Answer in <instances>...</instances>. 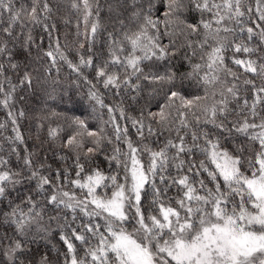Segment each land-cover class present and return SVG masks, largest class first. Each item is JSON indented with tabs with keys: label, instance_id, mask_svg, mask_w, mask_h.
Instances as JSON below:
<instances>
[{
	"label": "snow or ice",
	"instance_id": "snow-or-ice-1",
	"mask_svg": "<svg viewBox=\"0 0 264 264\" xmlns=\"http://www.w3.org/2000/svg\"><path fill=\"white\" fill-rule=\"evenodd\" d=\"M71 9L68 44L50 0H0V264H264V0ZM65 65L91 110L53 126Z\"/></svg>",
	"mask_w": 264,
	"mask_h": 264
},
{
	"label": "trees",
	"instance_id": "trees-1",
	"mask_svg": "<svg viewBox=\"0 0 264 264\" xmlns=\"http://www.w3.org/2000/svg\"><path fill=\"white\" fill-rule=\"evenodd\" d=\"M19 3L20 0H17ZM30 3V0H28ZM50 3L54 6L55 10V19L59 27V36L62 43L71 44L75 40V33H76V25H77V14L71 9V0H50ZM65 21H70L69 23H65ZM51 76L53 79L58 80L59 84L57 86V93H64L68 92L72 96L73 103L68 105H59L56 108V111H59L61 115L59 117H53L52 123L53 126L56 124L63 123V118L65 115L72 116V115H83L86 111H90L89 101H88V86L84 84L82 81L79 85L74 84L73 81L76 80V75L67 68V66H63L60 72H56L55 69L52 70ZM48 85H51V80L48 81ZM48 90L51 91V87H48ZM19 92L16 97V104L15 108L19 110L20 108H24L27 112V116L24 119L19 121L21 130L25 136V139L29 146H31L35 142V137L38 134L36 122L37 118H43L45 116L50 115V111L43 105L42 103L35 102L34 99L29 97L27 103H21L19 101ZM27 95V93H24ZM109 101L111 97L107 98ZM105 118L106 115H105ZM0 123H7L6 120V110L0 108ZM90 123L93 126L98 123L95 120H90ZM131 128V125H129ZM47 132V122L45 123L44 129L40 130V135H46ZM12 134L11 126L9 125L6 129L0 130V137H7ZM165 135H167L165 133ZM160 139H163L161 137ZM0 148L4 152L8 151V147L5 144V141L0 138ZM21 151H23V146H20ZM49 159L51 160L52 157L48 154ZM13 163L16 162L15 156H12ZM145 162H147V157H145ZM60 162H54L53 168L58 167ZM23 191V189H21ZM3 232V228H0V233ZM58 246V240L55 241ZM32 248L35 250L36 248H40L41 251H44L43 244L32 245ZM53 260L55 259V251L50 253ZM37 259H39V255H37Z\"/></svg>",
	"mask_w": 264,
	"mask_h": 264
}]
</instances>
